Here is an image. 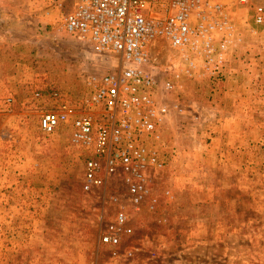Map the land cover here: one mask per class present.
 Listing matches in <instances>:
<instances>
[{
  "label": "rangeland",
  "instance_id": "rangeland-1",
  "mask_svg": "<svg viewBox=\"0 0 264 264\" xmlns=\"http://www.w3.org/2000/svg\"><path fill=\"white\" fill-rule=\"evenodd\" d=\"M47 5L0 0L11 26L25 16L40 26L33 41L0 35V264H264V27L253 21L264 0L233 14L241 43L225 84L202 90L190 104L193 116L170 114L167 135L181 153L166 173L173 197L156 214L130 215L132 236L118 250L132 249L133 263L114 260L100 242L116 213L113 201L125 193L121 178L83 192V163L68 130L52 137L39 130L42 114L60 103L53 92L77 103L86 79L112 73L118 60L97 57L77 37L56 39L42 25ZM65 7L70 13L72 3ZM152 11L165 14L150 4L144 9ZM47 34L72 46L64 50L73 65L62 54L36 55ZM161 50L159 63L167 66L174 55ZM2 104L11 111L2 113ZM227 198L228 212L221 210Z\"/></svg>",
  "mask_w": 264,
  "mask_h": 264
},
{
  "label": "built area",
  "instance_id": "built-area-1",
  "mask_svg": "<svg viewBox=\"0 0 264 264\" xmlns=\"http://www.w3.org/2000/svg\"><path fill=\"white\" fill-rule=\"evenodd\" d=\"M250 0H48L43 26L56 39L77 37L89 43L100 58H117V69L86 79L77 103L60 100L54 111L43 113L41 136L68 130L69 146L83 163L81 189L91 193L119 176L123 199L114 200L116 213L100 236L114 260L134 262L132 249L120 252L132 236L130 215L156 214L171 205L166 173L181 153L167 135L171 113L179 117L191 105L178 100L166 104L186 86L218 82L230 69L241 43L235 11ZM72 3L67 13L66 4ZM151 5L164 16L144 9ZM253 21L264 27V8L253 10ZM161 48L174 60L159 63ZM162 51V50H161ZM62 176V171H57ZM168 251L165 247L163 253ZM151 260L157 258L154 253Z\"/></svg>",
  "mask_w": 264,
  "mask_h": 264
},
{
  "label": "trees",
  "instance_id": "trees-1",
  "mask_svg": "<svg viewBox=\"0 0 264 264\" xmlns=\"http://www.w3.org/2000/svg\"><path fill=\"white\" fill-rule=\"evenodd\" d=\"M14 21H15V25L11 26L9 24L10 19H8L7 15L3 11L0 10V35L8 36V37L10 36L17 37L18 41H33L34 37L31 33H32V30H37V28L39 30L40 28L39 22L37 24L35 20H33L32 18H28L27 16L20 19V22L17 24H16V20ZM44 38L45 39L42 40V42H40L39 44L40 47H38L36 50L37 56H40V58L46 59V60H54L55 55L62 54V55H65V58H62L61 60L64 63H66V65L74 64V62L69 61L75 58L74 55L71 52L64 50L66 48L67 50L71 49L72 47L71 45H69L68 43L57 41L56 39L53 38L51 34L50 35L47 34ZM225 82H226V75L222 76L218 82H204V83L195 84L189 87L187 86L185 91H183L179 95H176L173 99L178 100L182 106H187L191 104L192 101H195V98L198 96V94H201V91L204 90L205 88L207 90L209 89L215 90L221 87L223 84H225ZM189 115L193 116L190 110H185L184 114L179 116V118H184ZM226 201H227L226 204H224L223 207H221V210L223 211L227 210L228 212V208L233 205H231L230 203V198H227Z\"/></svg>",
  "mask_w": 264,
  "mask_h": 264
},
{
  "label": "crops",
  "instance_id": "crops-1",
  "mask_svg": "<svg viewBox=\"0 0 264 264\" xmlns=\"http://www.w3.org/2000/svg\"><path fill=\"white\" fill-rule=\"evenodd\" d=\"M1 99H2V98H1ZM4 99H6V98H4ZM2 101H3V100H2ZM11 101H12V100L9 99V100H8V103L11 102ZM2 103L4 104V102H2ZM3 104H2L3 108L1 107V108H2L1 112H2V113H5V112H9V111H11V109L4 108V105H3ZM218 141H219V140H215V145H217V146H218ZM216 142H217V143H216ZM226 143H227V142H226ZM227 146H228V143H227ZM233 147H234V146L232 145V148H233ZM187 195H189V193H187Z\"/></svg>",
  "mask_w": 264,
  "mask_h": 264
}]
</instances>
